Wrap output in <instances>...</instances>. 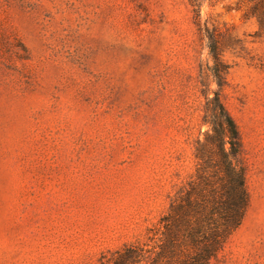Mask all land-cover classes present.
I'll list each match as a JSON object with an SVG mask.
<instances>
[{
	"label": "rangeland",
	"instance_id": "rangeland-1",
	"mask_svg": "<svg viewBox=\"0 0 264 264\" xmlns=\"http://www.w3.org/2000/svg\"><path fill=\"white\" fill-rule=\"evenodd\" d=\"M254 2L0 0V264H112L129 246L147 256V230L194 173L214 93L240 134L248 206L209 264H264Z\"/></svg>",
	"mask_w": 264,
	"mask_h": 264
},
{
	"label": "trees",
	"instance_id": "trees-1",
	"mask_svg": "<svg viewBox=\"0 0 264 264\" xmlns=\"http://www.w3.org/2000/svg\"><path fill=\"white\" fill-rule=\"evenodd\" d=\"M188 1L198 10V2L206 0ZM252 1V14L263 28L264 0ZM208 50L214 63L212 74L221 88L218 42L212 35ZM202 123L208 130L195 140L194 173L186 187H179L170 198L156 226L147 230L152 244L146 245L148 255L142 258L137 248L124 247L115 253L112 264H209L241 225L248 206L246 168L238 128L219 93L206 98Z\"/></svg>",
	"mask_w": 264,
	"mask_h": 264
}]
</instances>
